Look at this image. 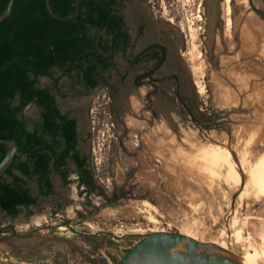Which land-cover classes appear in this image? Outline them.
Listing matches in <instances>:
<instances>
[{"label": "rangeland", "instance_id": "374dc122", "mask_svg": "<svg viewBox=\"0 0 264 264\" xmlns=\"http://www.w3.org/2000/svg\"><path fill=\"white\" fill-rule=\"evenodd\" d=\"M200 1L168 0L170 53H182L183 62L174 63L178 75H155L158 87L146 79L138 87L136 73L119 74L110 79L118 87L112 98L100 85L87 88L56 73L59 104L79 121L81 150L107 185L116 181L131 193L110 203L94 193L88 204L76 183L64 184L58 174L49 195L27 179L39 204L16 216L0 209L1 261L94 264L167 230L264 264V18L257 12L264 0H230V25L220 0V34ZM24 117L39 119L38 107Z\"/></svg>", "mask_w": 264, "mask_h": 264}, {"label": "trees", "instance_id": "16d2710c", "mask_svg": "<svg viewBox=\"0 0 264 264\" xmlns=\"http://www.w3.org/2000/svg\"><path fill=\"white\" fill-rule=\"evenodd\" d=\"M8 2L0 0V15ZM50 3L62 16L77 9V0ZM111 10L102 0H82L77 16L61 20L49 12L46 0H15L11 13L0 22V138L15 139L19 144L17 153L0 173V209L7 214L16 216L22 206L39 204L27 179L37 182L40 194L54 193V174L64 184L75 182L88 204L94 193L104 203L131 193L116 181L111 186L103 181L92 157L79 148L76 117L62 112L56 97L63 93L57 72L77 77L90 88L100 85L115 97L116 88L110 82L114 64L107 57L111 39L104 36H111L114 31ZM257 12L264 18V10ZM41 77L50 78L51 84L42 85ZM31 105L39 108L37 120L24 117ZM10 147L11 144L0 142V162ZM70 163L76 166L75 179L70 178ZM3 229L0 224V232ZM117 261L115 256L101 254L93 263Z\"/></svg>", "mask_w": 264, "mask_h": 264}, {"label": "flooded vegetation", "instance_id": "af4514ba", "mask_svg": "<svg viewBox=\"0 0 264 264\" xmlns=\"http://www.w3.org/2000/svg\"><path fill=\"white\" fill-rule=\"evenodd\" d=\"M102 1L111 7V16H113L114 18L113 23L115 25L113 34L111 36L104 35L105 38L111 39L112 48L107 57L112 59L114 64V74L112 77L119 74H123L124 77L126 73H136V76L134 78V84L136 86L141 87L142 85H144L145 82H143L142 80L146 79L147 81H149V83H151V85H154V87L156 88L158 87L157 81L159 80V78L155 75L160 73H171L174 75L179 74L178 70L174 69V63L176 62L177 64L182 65L183 59L181 55L183 54H177V56H173L174 58L171 57L173 52L170 53V44L171 42H175V29L173 26L174 22H170L173 20L166 16L168 0ZM202 4L203 7L206 8L207 23L209 24V14L212 13L213 19L215 21L214 25L217 26V24H219L221 27L224 20L222 21L221 13L219 12L221 8L220 0H204L203 2L200 1L199 6ZM212 5H216L217 11L215 13L212 12ZM158 11H160V14H158ZM220 33L221 30L219 34ZM179 49L181 48L179 47ZM81 83L85 87L90 88L83 82ZM111 83L114 84L116 88V96V94L118 93V87L115 83ZM57 95L58 93L56 94V97ZM149 97L150 96L148 94L147 98L149 99ZM57 102L62 112H68L62 110L58 98ZM69 113L71 116L76 117L71 112ZM77 126L80 135L78 119ZM82 152L86 153L84 151ZM71 165H74V163H70L68 166L70 172Z\"/></svg>", "mask_w": 264, "mask_h": 264}, {"label": "water", "instance_id": "95a60500", "mask_svg": "<svg viewBox=\"0 0 264 264\" xmlns=\"http://www.w3.org/2000/svg\"><path fill=\"white\" fill-rule=\"evenodd\" d=\"M82 0H77L76 12L62 16L57 14L51 6L50 0H46L49 12L61 20L72 19L80 12ZM15 0H9L6 10L0 15V22L12 11ZM211 35V34H210ZM0 142L9 143L11 147L0 162V173L10 163L19 149L15 139L0 138ZM183 245L182 252H174L172 249ZM202 246H216L213 242L199 240L196 237L178 231L155 230L151 231L137 240L117 261L116 264H238L231 260L216 255L201 252ZM0 264H27L24 262L1 261Z\"/></svg>", "mask_w": 264, "mask_h": 264}, {"label": "bare ground", "instance_id": "6f19581e", "mask_svg": "<svg viewBox=\"0 0 264 264\" xmlns=\"http://www.w3.org/2000/svg\"><path fill=\"white\" fill-rule=\"evenodd\" d=\"M224 2H225V11H226V15H227L226 16V25H230V22H231V18L230 17L231 16H228L229 15V12L231 11L230 0H224ZM221 7H222V5H221ZM221 10L219 11L220 13H222ZM216 11H217L216 5H214V6L212 5V12L215 13ZM210 15H211V18H213V14L210 13ZM212 25L213 26H216V25H214V22H212V20H211L210 21V27H212ZM216 27H217V29H215V31H216V33H219V29L221 30V27H220L219 24ZM255 34H257V33H255ZM219 246L220 247H216V246H202V247L199 248V251H201V252H207V253L216 255L218 257L231 260V261L236 262L238 264H257L256 261H253V260H250V259H247V258H244V257L237 256L233 251L227 249L225 246H223L221 244ZM183 250H184V246L182 244L181 245H178V246H176V247H174L172 249V251H174V252H182ZM0 262H1V260H0ZM136 264H139V263H136Z\"/></svg>", "mask_w": 264, "mask_h": 264}]
</instances>
